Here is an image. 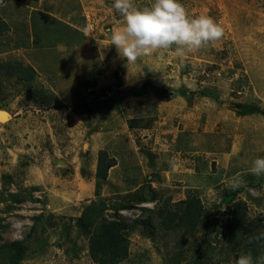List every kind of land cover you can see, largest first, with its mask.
I'll return each mask as SVG.
<instances>
[{"label": "rangeland", "instance_id": "rangeland-1", "mask_svg": "<svg viewBox=\"0 0 264 264\" xmlns=\"http://www.w3.org/2000/svg\"><path fill=\"white\" fill-rule=\"evenodd\" d=\"M75 1V6L67 1L59 4L81 11L92 26L93 8L109 10L117 23L122 20V14L113 7L115 2L110 5V0L103 4L95 1L83 9ZM151 3L132 0L137 9ZM181 3L190 18L210 16L223 30L218 41L183 56L177 55L174 48L165 52L170 59L166 68L171 86L162 95L169 99L170 90H182V145L190 143V153L220 147L218 152L226 154L228 121L222 114H229L235 123L256 128L248 146L251 156L260 153L258 156L264 157V0ZM107 23L102 31H92L107 36ZM6 59L7 55L0 57V264L13 263V251L4 245L22 241L23 259L19 264H94L88 255L86 236L75 220L90 205L101 210L104 217H121L128 225L129 255L119 264H234L239 255L246 253L255 260L258 249L253 256L249 243L257 233L251 228L256 222L264 226V176L250 172L258 157L243 154L242 148L239 157H231V163L226 157L222 161L200 157V170L208 171L202 173L201 184L211 190L201 197L200 192L182 188L191 182L188 176L182 177L181 187L178 181L163 184L162 173L169 171L172 157H130L129 149L127 157H121L120 168L111 170L108 181H99L90 172L98 157L91 156L105 140V123H114V95L88 98L73 111L57 100L46 107L39 101L41 90L33 77L28 75L25 83L21 74L12 75ZM39 94L41 97H37ZM125 98L131 105L128 107L135 109L136 102ZM90 101L94 105L91 110L85 108ZM111 130L108 137L112 136L113 142L116 131L114 127ZM197 158L182 157V168L187 167L182 175H189L192 160ZM205 167L207 170H203ZM237 176L242 183L233 189L230 181ZM249 188L258 189L261 196L253 197ZM189 194L201 200L204 218L190 239L192 245L185 246V260L177 263V257L182 258V232L164 231L159 212H169L167 217H171L174 205ZM140 199L149 202L142 204ZM236 216L245 222L231 232V220ZM237 237L242 243L233 248Z\"/></svg>", "mask_w": 264, "mask_h": 264}, {"label": "crops", "instance_id": "crops-1", "mask_svg": "<svg viewBox=\"0 0 264 264\" xmlns=\"http://www.w3.org/2000/svg\"><path fill=\"white\" fill-rule=\"evenodd\" d=\"M64 1L73 2L74 6L76 3L75 0H6L0 6V18L9 30L0 36V57L7 55L12 75L21 74L25 83L28 82V75H31L41 91L67 105L72 111L88 98L98 95L103 97L106 93L114 95V123L111 125L108 122L105 123L106 128L102 127L105 128L102 137L106 141L101 142L95 155L91 156L98 157L100 151H105L110 157H120L115 159L116 165L109 170L108 177L111 170L120 168L121 157H127L128 149L132 153L130 157H172L169 171L162 173L163 184L178 181L181 187L182 177L188 176L191 182L188 187L182 188L200 192L201 197V194H210L211 190L201 184L202 173L208 171L200 170V157H217L219 161L226 157L227 163L233 162L242 151L249 157H259L260 153L251 156L248 146L251 133L256 132V128L250 124L244 127V123H235L234 116L230 117L229 114H222L228 121L226 154L218 152L220 147L190 153V143L182 145V90H170L172 95L169 99L162 95L163 90L171 86L166 68L170 64L169 57L165 55L167 50H155L141 55L134 63H128L119 56L111 42V34L123 25V16L117 23L109 10L93 8L95 15L91 13L94 18L92 26L81 11L71 5L59 4ZM78 1L84 9L86 5L103 4L105 0ZM110 2L112 5L115 0ZM104 22H108L107 36L97 34L103 30ZM93 28L99 32H93ZM50 36L55 39L49 41ZM14 61L17 62L16 66ZM5 73L8 74V70ZM146 83L147 89L141 92ZM111 89L114 92L109 91ZM123 97L131 100V103L134 100L136 108H129V102ZM85 108L91 110L94 105L90 101ZM85 108L84 112H87ZM244 117L247 121L251 120L250 117ZM173 118H178L179 122L173 121ZM174 122L178 127L174 126ZM113 127L116 132L112 142L108 131H112ZM241 133L244 135L241 136ZM128 143L129 146H125ZM140 148L146 152L143 153ZM182 157H198L192 160L189 175H182V170L187 168H182ZM93 167L90 172L95 179L96 163ZM203 170H207V167Z\"/></svg>", "mask_w": 264, "mask_h": 264}, {"label": "clouds", "instance_id": "clouds-1", "mask_svg": "<svg viewBox=\"0 0 264 264\" xmlns=\"http://www.w3.org/2000/svg\"><path fill=\"white\" fill-rule=\"evenodd\" d=\"M113 7L123 16V25L111 34V42L117 53L128 63L155 50H175L177 55H185L200 47L218 41L223 36L222 28L212 17L201 15L190 18L181 0H152L150 6L137 9L132 0H115ZM251 174L264 176V157L253 161ZM242 181L234 177L230 181L233 189ZM253 197L261 192L249 188ZM234 264H264V255L253 259L251 254H241Z\"/></svg>", "mask_w": 264, "mask_h": 264}, {"label": "trees", "instance_id": "trees-1", "mask_svg": "<svg viewBox=\"0 0 264 264\" xmlns=\"http://www.w3.org/2000/svg\"><path fill=\"white\" fill-rule=\"evenodd\" d=\"M6 0H0V6L5 3ZM8 26L0 18V36H3L8 32ZM42 95V97H41ZM41 102L44 106L49 107L54 105L52 102L54 99L41 91ZM52 100V101H51ZM51 102V103H46ZM45 102V103H44ZM50 104V105H49ZM240 109L242 106L237 105ZM116 165V161L113 158H109L105 151H100L98 154L95 179L105 182L108 177L109 170ZM147 199H140L139 203H147ZM175 209L171 213V217H167L165 211L159 212L160 225L164 231H179L182 232V253L179 259L177 257V263L185 260V255L188 252V248L185 246L192 245L190 239L194 237L197 228L202 223L204 218V209L201 200L192 194H189L185 200L174 205ZM95 205H90L86 208L83 214L76 218V225L85 234L88 241V255L94 264H119L127 259L129 255L128 243L126 240L128 225L121 217L107 218L102 215V211L95 209ZM241 209V207L239 208ZM171 218V219H169ZM237 218V219H236ZM232 221V231L240 226H243L244 219L239 216L235 217ZM255 231L256 237L249 243V248H252L253 256L255 249L258 252L255 256L259 257L264 255V226L260 222L251 228ZM183 234H187V238L183 239ZM242 240L238 237L233 248L240 246ZM184 245V247H183ZM24 243L11 242L4 245L13 251V263L19 264L23 259ZM256 258V257H255Z\"/></svg>", "mask_w": 264, "mask_h": 264}, {"label": "water", "instance_id": "water-1", "mask_svg": "<svg viewBox=\"0 0 264 264\" xmlns=\"http://www.w3.org/2000/svg\"><path fill=\"white\" fill-rule=\"evenodd\" d=\"M5 113V112H4Z\"/></svg>", "mask_w": 264, "mask_h": 264}]
</instances>
